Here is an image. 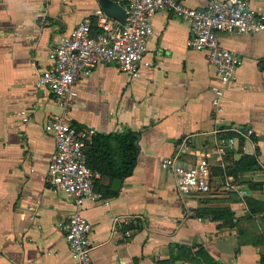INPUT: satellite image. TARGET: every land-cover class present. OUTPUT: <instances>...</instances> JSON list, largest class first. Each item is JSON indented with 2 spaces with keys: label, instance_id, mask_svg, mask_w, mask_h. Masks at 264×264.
Instances as JSON below:
<instances>
[{
  "label": "crops",
  "instance_id": "crops-1",
  "mask_svg": "<svg viewBox=\"0 0 264 264\" xmlns=\"http://www.w3.org/2000/svg\"><path fill=\"white\" fill-rule=\"evenodd\" d=\"M249 1L264 19V0ZM98 8L99 0H0V264H75L57 226L74 205L47 175L55 143L43 125L61 109L35 82L49 49ZM151 21L149 65L136 77L114 63L93 65L70 109L71 122L91 133L139 134L134 169L119 189L99 175L94 187L103 197L82 204L92 261L203 264L195 252L204 249L223 264H264V30L219 33L243 59L223 83L206 51L188 45L185 19L160 10ZM232 134L234 145L219 149ZM164 155L186 164L205 155L213 180L232 174L238 189L182 195L172 169L159 166Z\"/></svg>",
  "mask_w": 264,
  "mask_h": 264
},
{
  "label": "built area",
  "instance_id": "built-area-1",
  "mask_svg": "<svg viewBox=\"0 0 264 264\" xmlns=\"http://www.w3.org/2000/svg\"><path fill=\"white\" fill-rule=\"evenodd\" d=\"M116 1L125 10V20L118 21L102 8L82 17L67 36L49 49V63L38 73L35 82L37 87L51 91L61 109L60 113L47 117L43 125L55 143L47 175L52 189L65 192L74 205L67 219L58 221L57 226L64 232L75 264H94L89 239L92 224L82 213V204L85 199L95 201L103 197L94 188V179L100 174L86 163L85 148L91 131L71 122L70 109L78 96L77 82L97 63H114L121 71L136 77L141 65H149L145 54L153 31L151 18L160 10L170 11L188 22V45L206 51L208 61L223 83L235 79L243 59L220 44L219 33L264 30V19L249 0H209L201 7L183 0ZM27 118V115L22 116L23 120ZM233 131L245 137L252 133L251 128H234ZM235 140L232 134L216 145L222 150L225 144L232 147ZM158 162L160 167L172 169L176 188L182 195L238 189L232 174H225L221 183L213 180L205 155H200L193 164L179 161L177 155H164Z\"/></svg>",
  "mask_w": 264,
  "mask_h": 264
},
{
  "label": "trees",
  "instance_id": "trees-1",
  "mask_svg": "<svg viewBox=\"0 0 264 264\" xmlns=\"http://www.w3.org/2000/svg\"><path fill=\"white\" fill-rule=\"evenodd\" d=\"M134 133L130 129L92 132L85 148L87 165L97 171L100 176H107L109 180L114 177L123 179L130 175L134 169L137 154ZM195 255L203 258V264H223L214 261L212 255L204 249H198ZM191 259L199 260L196 257H191ZM157 264H167V262L159 261Z\"/></svg>",
  "mask_w": 264,
  "mask_h": 264
},
{
  "label": "water",
  "instance_id": "water-1",
  "mask_svg": "<svg viewBox=\"0 0 264 264\" xmlns=\"http://www.w3.org/2000/svg\"><path fill=\"white\" fill-rule=\"evenodd\" d=\"M100 7L103 11H105L109 16L117 19L120 22L125 20V10L121 4H119L116 0H99ZM135 140L134 145L138 147L137 140L139 138L138 133H134ZM121 184V179L118 177H114L111 180V189L116 191L119 189Z\"/></svg>",
  "mask_w": 264,
  "mask_h": 264
}]
</instances>
